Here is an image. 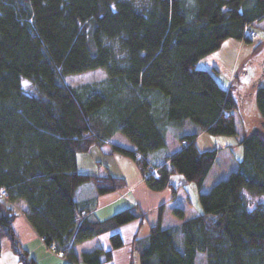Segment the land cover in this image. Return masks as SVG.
<instances>
[{"label": "trees", "instance_id": "1", "mask_svg": "<svg viewBox=\"0 0 264 264\" xmlns=\"http://www.w3.org/2000/svg\"><path fill=\"white\" fill-rule=\"evenodd\" d=\"M263 19L264 0H0V253L7 238L21 264H37L13 229L16 205L68 264H109L111 249L74 248L106 232L118 248L114 230L137 218L140 227L146 212L134 202L96 218L78 200L87 182L97 195L127 186L120 175L77 170V153L108 145L135 163L148 189L170 190L148 232L134 233L128 264L135 253L139 264H195L198 252L205 264H264V199H249L264 196V87L255 89L261 125L243 132L236 167L207 191L219 149L197 145L201 133L236 134L238 109L198 61L226 38L250 41L245 30ZM96 68L105 71L100 83L66 82ZM116 133L130 146L112 141ZM176 174L195 182L202 211L184 218L177 207L183 220L163 228L164 206L184 184L172 183Z\"/></svg>", "mask_w": 264, "mask_h": 264}, {"label": "rangeland", "instance_id": "2", "mask_svg": "<svg viewBox=\"0 0 264 264\" xmlns=\"http://www.w3.org/2000/svg\"><path fill=\"white\" fill-rule=\"evenodd\" d=\"M141 1V0H136ZM256 38H251L250 41L242 39H237L233 37L226 38L221 46L216 50L210 52L206 56L207 62L204 63L199 60L197 66H206L204 68L209 69L215 75L218 82L224 87L228 88L231 86V92L234 94L235 91H244L242 94V99L246 106L243 110H237L234 112L235 126L237 128V133L234 135H213L208 133H201L197 139V145L199 149H209L216 147L218 148L217 158L210 170L208 176L205 178L201 190L207 191L209 188L219 179L225 178L228 173L236 167V161L241 157V146L239 144L240 136L243 132H251L257 129L261 125V116L257 109L256 102L251 100L250 95L255 88L259 86L264 87V22L259 26H256ZM218 68V71H215ZM105 78V71L100 68L83 71L80 73L69 74L66 76V82L72 86H81L85 83H100ZM23 85L25 89L32 90L31 86L26 80H23ZM235 96V95H234ZM238 103V99L235 97ZM170 137V136H169ZM172 139H175L172 136ZM114 140L120 144L128 145L126 138L117 133ZM127 143V144H126ZM171 143V138L169 139V144ZM173 144H178L177 140H173ZM130 144V143H129ZM109 150V146H105ZM171 147V146H170ZM161 152V150H158ZM81 155V153H78ZM77 155V156H78ZM99 157H102L100 155ZM125 157V156H123ZM127 158V157H125ZM129 159V158H128ZM173 178L174 183H179L184 178L180 174ZM183 190L179 191L178 197L176 198V204L181 205L188 201L189 208L187 212L191 215L194 214V210L201 212V205L199 202L198 192L199 189L194 181H186L182 186ZM137 196V200L141 205V209L146 212V217L143 224L139 227V219L129 221L119 227L114 231H117L123 240L122 246L118 248H112L109 235L111 232H106L99 235L98 239L100 244L104 248H110L113 251V258L109 264H127L129 259V249L131 248V241L134 233L138 231L140 235L148 232L149 226L156 220V207L166 201L170 196V190L168 187L153 191L148 189L144 182L141 186L137 187L134 191ZM105 193L106 195H110ZM104 194H99L102 196ZM101 198L102 203L106 200L103 196ZM250 206H254L264 199V196H252L249 197ZM100 201V202H101ZM99 202V203H100ZM175 202L168 201L164 206V213L166 215V221L171 222L170 218L174 217L175 214L173 209L175 207ZM132 201H127L124 203L123 207L132 204ZM18 217H20L21 211L20 206H17ZM120 208V209H121ZM23 214V213H22ZM98 216L102 214L101 210L97 213ZM96 217V216H94ZM97 218V217H96ZM177 245L182 248L181 237H176ZM90 246V243L87 244ZM2 253L0 254V263L2 264H12V261L8 260L9 256L15 255L9 248V240L4 238L1 240ZM75 249V248H74ZM76 253L77 250L75 249ZM78 254V253H77ZM15 257V256H14ZM134 264H139L137 254L133 256ZM65 264V263H62ZM195 264H205V254L203 252H198L195 258Z\"/></svg>", "mask_w": 264, "mask_h": 264}, {"label": "crops", "instance_id": "3", "mask_svg": "<svg viewBox=\"0 0 264 264\" xmlns=\"http://www.w3.org/2000/svg\"><path fill=\"white\" fill-rule=\"evenodd\" d=\"M263 22H264V19L261 22H258L257 25L260 26ZM255 30H256V28H255ZM207 58L208 57L205 56L200 60H204L202 62L206 63ZM199 67H206V66H199ZM214 69H215V71H218L217 70L218 68L214 67ZM230 87L231 86H229L227 89H229V91L231 92ZM243 93H244V91H240V90L235 91L234 94H232V92H231L233 98L235 99V97H236L238 99L237 101H238L239 105H237L238 106L237 110H240V109L243 110L244 106H246V103H244V100L242 99ZM250 98L254 102V100H255L254 90L252 91ZM234 118H235V116H234ZM116 134H114L112 136V138H111L112 141L117 142L116 140H114ZM242 135H243V133H242ZM170 138H171V143L169 144ZM173 140H175V139H172V135L170 133H168L167 137H166V142H167L168 148L171 151H174V150L179 148L178 144L172 143ZM123 145H125V144H123ZM126 146H130L129 143ZM80 153H81V155H78V153L76 154V167H77V170L79 172H85V173H90V174H105V173L109 172L111 174L120 175V176L124 177L126 182H127V186L124 189L112 191L111 193H109L110 195L104 194L102 196H99L95 193L94 188L90 183L87 182V183L80 185L79 191H78V200L85 202L92 209V211L90 213H92L97 218H104V217H107V216L111 215L112 213L118 211L121 207H123L124 203H127V201H132L133 203L136 202L141 207L139 201L137 200V196L135 195L134 191L136 190L137 187L141 186L143 179H142L141 174L138 171L135 163L131 159L125 158V157L118 155V154H110L108 148H106L105 146L101 147V148L91 147L89 152H87V153L80 152ZM100 155H102V157H99ZM211 169H212V167L210 168V170ZM210 170H209V172H210ZM209 172H208V174H209ZM208 174H207V176H208ZM177 176L178 175H173L171 177V181L175 185L184 182V181H182L183 179L182 180L179 179V181H181V182L174 183L173 178L177 177ZM180 190H183V188H180L177 191L175 198L173 200H170L171 202L176 201V198L178 197ZM103 196H109V197H105L106 200H104V202L102 203L101 198H104ZM21 205L23 206L22 203H21ZM177 207H179L183 210L184 218L192 216L191 214H189L187 212V209L189 208L188 201L184 202L181 205H178L175 202L174 209ZM99 210H101V212H102V214H100L101 216H98L99 214H97L99 212ZM194 211L195 212L193 215H196L199 213L198 210H194ZM182 220H183V218H179L178 216L175 215L174 217L170 218L171 222H167L166 221V215L163 214L161 226L163 228L173 227V226L179 224ZM12 225H13V229H14L15 233L17 234V236L20 240V243L29 252V254L36 260L37 264H62V263L68 264L67 260H65L63 257L47 250L42 239L37 235L35 230L32 228V226L29 224V222L27 221V219L25 218V216L22 213L20 214V217L16 216ZM98 238L99 237L97 236V237H93V238H90V239H87L83 242L78 243L75 246L77 253L79 254L82 251H89L95 247L104 248L100 244ZM88 243H90V246L87 245ZM104 249H106V248H104ZM107 249H110V248H107ZM1 253H2V249H1ZM112 255H113V251H112ZM8 260L9 261L11 260L12 264H21L19 262V260L17 259L16 255L9 256ZM128 261H129V259H128ZM128 261H127V264H128ZM0 264H2V263H0Z\"/></svg>", "mask_w": 264, "mask_h": 264}, {"label": "built area", "instance_id": "4", "mask_svg": "<svg viewBox=\"0 0 264 264\" xmlns=\"http://www.w3.org/2000/svg\"><path fill=\"white\" fill-rule=\"evenodd\" d=\"M245 33L251 38H256V35H257L256 31L254 29H250V28H247L245 30ZM148 171L153 176H158V172H157V170L155 168L149 167ZM0 198L7 199V192H6V190H5V188L3 186H0ZM14 207L18 208L16 205H14ZM46 248L50 252L58 254V255H60L62 257V253L61 252H56L54 245H51V246H48V247L46 246Z\"/></svg>", "mask_w": 264, "mask_h": 264}]
</instances>
